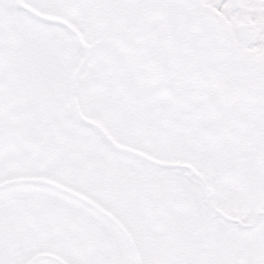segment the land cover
<instances>
[{
	"label": "snow or ice",
	"instance_id": "snow-or-ice-1",
	"mask_svg": "<svg viewBox=\"0 0 264 264\" xmlns=\"http://www.w3.org/2000/svg\"><path fill=\"white\" fill-rule=\"evenodd\" d=\"M0 264H264V0H0Z\"/></svg>",
	"mask_w": 264,
	"mask_h": 264
}]
</instances>
